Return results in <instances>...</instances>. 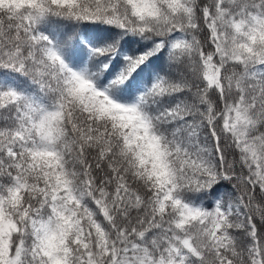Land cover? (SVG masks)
<instances>
[{
    "label": "snow or ice",
    "instance_id": "snow-or-ice-1",
    "mask_svg": "<svg viewBox=\"0 0 264 264\" xmlns=\"http://www.w3.org/2000/svg\"><path fill=\"white\" fill-rule=\"evenodd\" d=\"M0 264H264V0H0Z\"/></svg>",
    "mask_w": 264,
    "mask_h": 264
}]
</instances>
